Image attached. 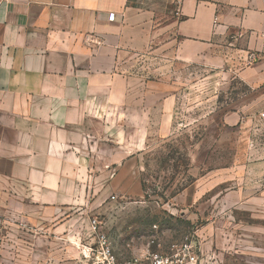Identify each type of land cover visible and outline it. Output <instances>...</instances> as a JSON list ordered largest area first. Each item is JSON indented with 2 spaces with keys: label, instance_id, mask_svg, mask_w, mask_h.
Here are the masks:
<instances>
[{
  "label": "rangeland",
  "instance_id": "374dc122",
  "mask_svg": "<svg viewBox=\"0 0 264 264\" xmlns=\"http://www.w3.org/2000/svg\"><path fill=\"white\" fill-rule=\"evenodd\" d=\"M248 63L184 62L175 44L173 57L150 52L138 72L171 104L80 107L89 139L74 161L87 168L1 162L0 264H85L98 231L121 263L191 237L209 263L264 264V88L240 79ZM120 157L121 168L103 166ZM51 182L68 204H45ZM61 224L71 233H56Z\"/></svg>",
  "mask_w": 264,
  "mask_h": 264
},
{
  "label": "crops",
  "instance_id": "0c3cea01",
  "mask_svg": "<svg viewBox=\"0 0 264 264\" xmlns=\"http://www.w3.org/2000/svg\"><path fill=\"white\" fill-rule=\"evenodd\" d=\"M173 44L182 61L209 67L243 57L240 79L264 88V0H0V163L13 171L87 168L74 161L89 139L80 107L170 105L137 66L150 52L173 57ZM117 149L126 153L121 136ZM103 166L121 168L123 158ZM49 185L45 204H68L58 183Z\"/></svg>",
  "mask_w": 264,
  "mask_h": 264
},
{
  "label": "built area",
  "instance_id": "2783aa9c",
  "mask_svg": "<svg viewBox=\"0 0 264 264\" xmlns=\"http://www.w3.org/2000/svg\"><path fill=\"white\" fill-rule=\"evenodd\" d=\"M108 20L113 21L114 15L110 14ZM249 59L253 61L256 57L251 56ZM87 252L88 260L85 264H204L203 252L191 237H186L180 244L173 245L167 254L152 253L144 259L121 263L113 255L106 235L98 231L93 246Z\"/></svg>",
  "mask_w": 264,
  "mask_h": 264
}]
</instances>
